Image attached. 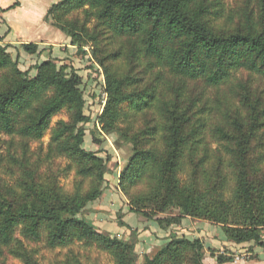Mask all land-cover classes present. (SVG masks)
Here are the masks:
<instances>
[{
    "label": "trees",
    "instance_id": "obj_1",
    "mask_svg": "<svg viewBox=\"0 0 264 264\" xmlns=\"http://www.w3.org/2000/svg\"><path fill=\"white\" fill-rule=\"evenodd\" d=\"M226 1L61 0L49 13L58 21L89 6L95 10L96 35L107 33L109 39H120L118 48L99 61L105 73L106 101L98 117L103 131L114 129L123 104L128 109L122 115L129 122L146 112L154 116L140 135L130 136L133 155L120 174L119 185L130 197V211L149 209L143 215L151 218L175 207L182 215L219 224L229 243H251V249L264 251V158L251 147L252 138L264 125L262 102L245 85L238 98L244 112L238 107L233 112L221 109L210 100L196 109L197 99L183 97L185 80L201 81L210 89L226 85L242 70L264 78V0L257 6L246 0L247 8L239 14L232 13ZM16 5L17 1L8 9ZM82 33L84 30H66L78 50L86 35ZM21 48L30 55L39 50L33 42L22 43ZM140 58L147 59L148 70H155L144 87H138L139 78L118 74L117 68L111 70L105 64L107 60L132 63ZM33 68L36 74L30 77L0 45V70L11 71L0 77V135L40 139L50 117L67 108L71 121L56 123L47 157L66 155L77 165L79 178L73 190L66 192L52 174L22 165V177L15 180L14 188L0 185V246L23 264H38L33 253L14 237L19 229L30 240L45 233L49 247L78 240L95 244L112 255L116 264H135L133 244L103 234L81 215L87 203L100 195L104 160L98 151L82 146L84 126L90 118L84 113L80 76L52 61ZM163 70L183 81L173 95ZM91 136L95 139L94 133ZM86 180H90L87 187ZM143 184L145 191L130 193ZM156 222L166 229L179 223V218H156ZM214 257L218 264L233 262L231 256ZM55 264L80 263L75 257H66ZM142 264H204L202 244L173 233L161 248L145 255Z\"/></svg>",
    "mask_w": 264,
    "mask_h": 264
},
{
    "label": "rangeland",
    "instance_id": "obj_2",
    "mask_svg": "<svg viewBox=\"0 0 264 264\" xmlns=\"http://www.w3.org/2000/svg\"><path fill=\"white\" fill-rule=\"evenodd\" d=\"M16 1L4 0L0 6V45L6 47L13 60H17V67L23 72H28V76L33 77L36 74V69L33 66L44 61H52L57 67L65 64L67 72L73 70L81 78L79 89L84 98V113L90 118V121L84 126L85 136L82 146L85 150L98 151V157L104 160V179L100 185V195L87 203L81 215L91 220L94 227L103 234L126 244H133L135 264H142L144 256L161 248L169 241V237L173 233L178 238L199 240L202 244L204 264H218L214 256L219 254L233 258V262L224 264H264L262 248L253 247L251 249V243L227 242L221 226L217 223L190 215H182L175 207L167 212L157 213L151 218H145L143 215L144 211H149L144 207L143 211H130V197L121 190L119 185L120 174L125 170L133 155L134 144L131 142L130 136L140 135L147 125V121L154 116L151 112H146L133 122H129L122 115L128 109L127 105L123 104L120 109L121 115L114 129L103 131L98 121L106 101L105 73L99 61L105 60L106 54L118 48L120 39H109L107 33L96 35L98 29L94 27L97 22L95 10L89 6L72 11L56 21L55 14L49 13V9L61 0L48 4L42 11L41 22L36 26L29 27L27 35L22 36L16 30L15 25L14 31L11 27V21H18V19L16 15L9 13L10 9L8 8ZM258 1L252 0L250 5L257 6ZM226 5L234 14H239L247 8L246 0H227ZM25 10L32 12L30 6H27ZM6 11L8 13L5 20L3 14ZM39 12L41 11L39 10ZM19 27L22 26L19 25ZM66 30H84L86 35L82 33L84 38L81 50H78L77 44L74 45L71 42V38L66 35ZM31 33H33L32 37H30ZM26 42L37 43L39 46L37 53L33 55L25 53L21 44ZM146 60V58H140L132 63L126 59L114 62L107 60L105 64H109L111 70L117 68L118 74H128L139 78L138 87H144L155 75V70L147 69L149 63ZM164 71L167 72L166 78L171 81L169 83L171 89L168 92L173 95V89L183 81L179 77L169 76L167 70ZM10 72V69L0 70V77L9 75ZM234 77L235 79L226 85L210 89L204 87L201 81L185 80L182 83L185 88L183 97L187 98V101L188 99H197L196 109L206 100H210L211 105H218L221 109L229 108L233 112L237 107L241 109L238 98L243 93L241 86L245 85L249 94L259 98L264 106V78L262 76L242 70L236 72ZM49 95L48 92L47 96ZM241 111L244 112L243 109ZM58 121L70 122L71 112L67 108H63L51 116L48 128L37 140L21 139L18 136L11 137L1 133L0 155L3 163L0 165V185L6 189L14 188L15 180L22 177V165H25L30 169L39 167L41 174H52L64 191L71 192L73 190L74 181L79 178L76 174L77 165H74L66 155L50 159L47 157L51 134ZM91 133L95 134V139L92 138ZM216 146L214 143L212 147L216 148ZM251 147L254 154L257 156L260 154L264 158V125L252 138ZM218 148L219 151H222L221 146ZM67 166L70 168L68 169ZM262 166L264 165L262 164ZM182 178L185 179V174L182 175ZM89 182L90 180H86L84 186L87 187ZM144 185L138 186L135 188L136 191L130 193L140 194L146 190ZM169 217L179 218V223L161 229L156 218ZM120 223H123V226H120ZM152 227L155 229L152 230ZM262 232L264 241V229ZM156 234L159 235L156 236ZM14 237L33 253L38 264H55L64 261L66 257H75L80 264H116L112 255L100 250L95 244L73 240L66 246L49 247L45 233H42L37 240H30L21 235L19 229L14 233ZM0 264L23 263L20 258L10 254L7 248L0 246Z\"/></svg>",
    "mask_w": 264,
    "mask_h": 264
},
{
    "label": "crops",
    "instance_id": "obj_3",
    "mask_svg": "<svg viewBox=\"0 0 264 264\" xmlns=\"http://www.w3.org/2000/svg\"><path fill=\"white\" fill-rule=\"evenodd\" d=\"M17 1H18V4L13 9H10L9 11L10 14L16 15L18 19V21H14V22L11 21L12 23L11 27H13V31H14V25H15L16 30L20 32L22 36H25L28 33L27 30L29 27L31 28V26H36L37 24L41 22L42 11L44 10V8H46L48 4L55 3L59 0H47V1L46 0H17ZM3 2L4 0H0V6L1 4H3ZM25 2L27 3L25 4ZM27 6H30V8L32 9V12L25 10ZM39 10L41 12L38 13ZM7 13L8 11H6L3 14V17L5 20H6L5 16H7ZM19 25L22 27L20 28ZM32 35L33 33H31L30 37H32ZM151 229L154 230L155 228L152 227ZM158 235L159 234H156V236Z\"/></svg>",
    "mask_w": 264,
    "mask_h": 264
}]
</instances>
